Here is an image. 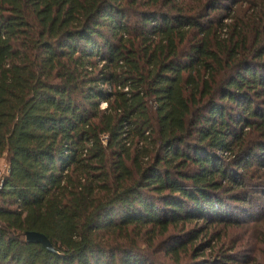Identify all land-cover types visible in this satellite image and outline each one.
I'll return each instance as SVG.
<instances>
[{"label": "trees", "instance_id": "16d2710c", "mask_svg": "<svg viewBox=\"0 0 264 264\" xmlns=\"http://www.w3.org/2000/svg\"><path fill=\"white\" fill-rule=\"evenodd\" d=\"M187 1L0 0V264H149L230 223L216 194L245 174L215 154L264 169L262 18L226 34L222 0Z\"/></svg>", "mask_w": 264, "mask_h": 264}, {"label": "rangeland", "instance_id": "374dc122", "mask_svg": "<svg viewBox=\"0 0 264 264\" xmlns=\"http://www.w3.org/2000/svg\"><path fill=\"white\" fill-rule=\"evenodd\" d=\"M183 1L191 4L190 8L195 5L193 1L192 3L187 0ZM221 5L222 9L218 13H212L210 18L220 19V24L227 26L226 30L235 23L236 19H241L243 23H246L255 15L262 18L254 22V24L259 23L260 28L257 32L248 35L247 47H252L254 38L262 40L261 46L264 47V0H222ZM224 34L223 30L222 35ZM242 58L240 54L237 60ZM253 58L250 56L248 62H254ZM260 64L264 65L263 58ZM262 100L264 101V98ZM262 100H254L255 106L253 107L258 105L261 111H264ZM101 108H105L104 105H101ZM230 110L235 111V108ZM247 131L244 129L242 132L247 133ZM255 136L249 137L255 139ZM234 156V153L215 154V159L221 165H225V169L231 175L245 174L238 179L240 185H236L232 192L224 189L216 194L223 204L221 209L216 207V216L222 215L225 220L229 221L227 227L211 223L196 240H191L189 235L193 230L199 232L200 229L206 227L202 221L186 225L184 233L180 229H171L169 234L157 240L152 251L145 252L149 264H264V169L257 167L255 161H250L249 170L238 171ZM261 162L264 163L263 160ZM5 170L6 163L2 159L0 171L4 173ZM207 218L214 219L211 215ZM178 241L186 242V246L183 251L180 250L176 261L172 254H168V250Z\"/></svg>", "mask_w": 264, "mask_h": 264}, {"label": "water", "instance_id": "95a60500", "mask_svg": "<svg viewBox=\"0 0 264 264\" xmlns=\"http://www.w3.org/2000/svg\"><path fill=\"white\" fill-rule=\"evenodd\" d=\"M25 240L29 244H39L49 252H53V248L48 239L39 233L27 232L25 233Z\"/></svg>", "mask_w": 264, "mask_h": 264}, {"label": "built area", "instance_id": "2783aa9c", "mask_svg": "<svg viewBox=\"0 0 264 264\" xmlns=\"http://www.w3.org/2000/svg\"><path fill=\"white\" fill-rule=\"evenodd\" d=\"M103 141H105V138L103 139Z\"/></svg>", "mask_w": 264, "mask_h": 264}]
</instances>
